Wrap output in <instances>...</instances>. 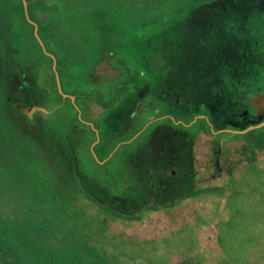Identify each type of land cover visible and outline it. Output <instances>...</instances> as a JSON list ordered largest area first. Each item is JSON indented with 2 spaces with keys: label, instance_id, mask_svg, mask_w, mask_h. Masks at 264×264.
Wrapping results in <instances>:
<instances>
[{
  "label": "flooded vegetation",
  "instance_id": "1",
  "mask_svg": "<svg viewBox=\"0 0 264 264\" xmlns=\"http://www.w3.org/2000/svg\"><path fill=\"white\" fill-rule=\"evenodd\" d=\"M16 1L0 0V106L37 119L36 137L31 132L29 138L42 153L52 150L51 160L64 172L73 171L68 177L85 201L114 198L123 215L118 218L129 219L143 214L149 203L171 207L211 189H222L218 198L224 202L232 195L239 200V183H246L244 193L256 199V215L243 236L264 245V22H259L264 0H195L196 6L185 0L188 12L196 11L195 18L164 22L165 40L148 44L150 50L136 55L132 46L118 53L103 41L93 56L87 54V41L78 38L82 29L73 25L72 11L71 21L63 19L67 8L83 2L25 0L24 5L21 0L24 20ZM100 1L112 12V20L138 24L153 22L158 5L169 11L175 2ZM234 5L240 6L236 12L229 8ZM115 8L126 14L119 18ZM231 13L239 22L231 21ZM30 33L40 50L18 47ZM104 50L119 71L116 78L92 76ZM150 54L162 57L165 72L155 70L153 78H145L138 62L145 63ZM91 104L100 109L94 111ZM22 107L41 108L27 113ZM55 114L65 125L62 142L43 130ZM201 136L210 151L207 178H200L194 168L193 145ZM113 158L121 164L116 182L105 178ZM87 159L97 168L91 179L83 168ZM216 237L218 243V231Z\"/></svg>",
  "mask_w": 264,
  "mask_h": 264
},
{
  "label": "rangeland",
  "instance_id": "2",
  "mask_svg": "<svg viewBox=\"0 0 264 264\" xmlns=\"http://www.w3.org/2000/svg\"><path fill=\"white\" fill-rule=\"evenodd\" d=\"M69 1L63 0L65 5ZM77 1L83 3L77 8H67V18L63 16V19L67 21L69 13L72 11L71 14L75 17L73 25H78L82 29L78 38L81 40L82 36L87 41L86 51L89 56L94 55L96 47L99 48L103 41L104 45L111 44L118 53L129 51L128 47L135 46L132 50L136 55L139 53L141 55L144 51L150 50L148 44L157 45L156 41L157 36L160 35V30L156 25H160V23L118 22L111 19L112 12L106 11L107 8L103 9L100 0ZM84 3L90 5L89 8ZM229 8L236 12V8H240V6L234 5L229 6ZM114 10L120 11L119 18L126 14V11L121 8ZM237 11L242 10L238 9ZM228 16L231 17L232 22H239L235 20V13L228 14ZM260 20L255 19L256 22H264V17H260ZM184 21L186 22V20ZM226 21L228 22L229 18L220 22ZM151 28L153 33H151ZM150 34L155 37L149 38ZM116 35L121 36L118 38L119 42H116ZM183 39L185 38L183 37ZM187 57L188 59L185 58V61L188 62L189 56ZM138 64L141 69L145 70V78H153V71L155 70L160 74L165 72L164 60L158 54H150L145 63L138 62ZM146 69L149 72H146ZM91 72L92 76L98 78L101 76L116 78L119 75V71L110 63L108 50L103 51L102 58L94 65ZM90 108L94 111L100 109L92 104ZM20 113L18 110L10 109L8 115L0 117V133L3 131L10 133L9 135L3 133L5 136L2 138L1 144L7 146L10 151V149H15L16 141L25 138L24 142H20L24 146L28 144L36 149V162L30 163V167L41 169L44 177L49 180L60 179L67 191L63 196L64 201L84 217L88 223V233L95 235L99 232L107 242L105 243L107 249L121 253V258L125 263L143 264L145 261H150L160 264H177L187 260L192 264H264V245L249 239L247 236L244 239L243 236L247 231L246 225H249V221L255 220L256 215V199L252 194L247 192L245 196L244 193L247 188L246 183H243L244 185L239 183L241 186L239 194H242L243 197L239 200H237L239 198L237 195H232L226 197V202H224V197L218 198L222 194V189H219L217 193L211 189L202 197L184 200L171 207L160 206L157 203H154L155 206H149L152 204L149 203L145 212L136 218H114L98 211L94 204L82 198L79 189L73 187L70 177L66 176L58 165V161L51 160L50 155H53V151L48 150L47 153L45 150L42 153L35 139L29 138V131L36 133L37 119L32 118L30 120ZM51 119L46 125H43V130L45 133H53L61 141V138L63 139L65 136V125L62 124V120L57 114ZM71 131L73 134L75 133V130L71 129ZM235 137L237 136H233V138ZM204 138L201 136L193 145L194 168L200 178H207L211 170L210 166L207 165L210 151ZM72 141L74 142V140ZM2 150H0V158L2 159L0 173L3 172L2 174H4L2 183L7 189H10V186L13 184L20 185L22 181L12 177L8 171L13 166L6 162L5 153H2ZM7 153L12 155L11 151ZM238 157V154L233 155L234 160ZM111 162L110 173L105 178L116 182V179L121 178V175L118 176L121 164H116L118 161L115 158ZM90 163L87 159L83 168L88 172V178L91 179L95 176L97 168ZM233 178H237L236 172L233 174ZM228 192V189L225 190L223 196ZM10 193V190H6L4 187L0 188V203L3 204V207L0 204V210L2 208L10 209V204L14 203V198H11ZM215 198L217 202H214ZM170 237H172L171 240Z\"/></svg>",
  "mask_w": 264,
  "mask_h": 264
},
{
  "label": "trees",
  "instance_id": "3",
  "mask_svg": "<svg viewBox=\"0 0 264 264\" xmlns=\"http://www.w3.org/2000/svg\"><path fill=\"white\" fill-rule=\"evenodd\" d=\"M163 1L160 3L163 4ZM184 2L175 0L173 9L169 11L163 5L156 7L151 18L153 22L160 23L156 25L160 30L157 41L165 40L164 22H185L187 18L186 22H192L195 18L196 11L194 14L188 12ZM14 3H18L17 12L25 20L21 0ZM17 45L22 51L40 50L32 33L28 40H19ZM9 113L0 106V117ZM3 133L10 134L5 131L0 133V150L3 149L6 162L13 166L8 171L22 183L7 189L2 183L4 174L0 173V188L10 190L11 198H14L10 209L0 210V264H129L121 258V253L107 249V242L99 232L95 235L88 233L84 217L64 201L67 191L60 179L49 180L41 169L30 167V163L36 162V149L28 144L24 146L21 142L25 138H22L15 142V149H10V155L7 153L9 148L1 144L5 136ZM32 133L28 134L36 137V133ZM65 174L72 177L73 171L65 170ZM2 202L5 205V201ZM94 205L98 211L111 217L123 216L114 198L105 203L94 202Z\"/></svg>",
  "mask_w": 264,
  "mask_h": 264
},
{
  "label": "water",
  "instance_id": "4",
  "mask_svg": "<svg viewBox=\"0 0 264 264\" xmlns=\"http://www.w3.org/2000/svg\"><path fill=\"white\" fill-rule=\"evenodd\" d=\"M23 3H24V5H26L25 0H23ZM35 35H36L38 41L40 42V44H42V41H41V39L39 38V36H38V34H37L36 27H35ZM71 98H73V96H72ZM36 108L39 109V108H41V107H30V108L22 107L21 109L24 110V111L27 112V113H31V112H33Z\"/></svg>",
  "mask_w": 264,
  "mask_h": 264
}]
</instances>
